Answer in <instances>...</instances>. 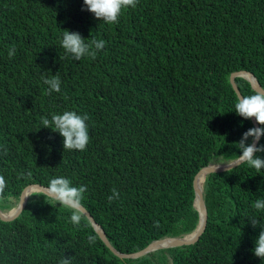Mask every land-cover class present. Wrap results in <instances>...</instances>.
Returning <instances> with one entry per match:
<instances>
[{
    "label": "trees",
    "instance_id": "16d2710c",
    "mask_svg": "<svg viewBox=\"0 0 264 264\" xmlns=\"http://www.w3.org/2000/svg\"><path fill=\"white\" fill-rule=\"evenodd\" d=\"M66 29L105 48L75 60L60 44ZM242 70L264 88V0H137L114 24L83 0H0V209L16 207L26 186L65 176L87 186L79 203L121 253L191 233L196 174L237 159L256 127L232 110L230 76ZM57 72L62 90L49 94L42 77ZM235 81L243 95L257 91ZM64 110L88 115L86 150L65 149L42 126ZM205 180L207 227L195 243L123 258L81 210L33 192L17 218H0V264H264L254 253L261 229L246 217L260 215L251 205L264 198V173L245 161ZM113 188L120 197L109 201Z\"/></svg>",
    "mask_w": 264,
    "mask_h": 264
},
{
    "label": "clouds",
    "instance_id": "9594fccd",
    "mask_svg": "<svg viewBox=\"0 0 264 264\" xmlns=\"http://www.w3.org/2000/svg\"><path fill=\"white\" fill-rule=\"evenodd\" d=\"M136 4L137 0H83V7L86 10L93 12L98 19L109 24L117 23L122 11L130 7L134 8ZM60 44L66 54L75 60H81L85 56H95L98 51L103 50L106 41L93 39L89 42L79 31L66 29L62 34ZM15 51L14 47H10L8 50L9 56H14ZM42 78L48 86L47 91L49 94L61 92L62 79L58 72L50 76L43 75ZM232 110H235L238 115L245 119L255 117L260 125L248 129L238 141L239 156L236 162L243 163L246 161L256 169L257 173H264V156L258 155V153L264 152V143H256V141L264 138V92L256 91L251 95H238L237 102ZM88 120L87 114L78 113L76 110H64L62 113H53L50 118L45 116L42 120V126L50 127L54 132H59L64 138L65 149L84 151L91 139ZM249 138L252 142H249ZM5 186V178L0 175V192L3 191ZM48 187L50 198L57 199L73 208H75L74 202H79L82 199L87 188L86 185L75 186L71 178L65 176L51 179ZM119 197V190L113 188L112 195L108 199L112 201L119 199ZM251 207L256 213H260V215L249 214L246 216L254 227L261 229L255 238L254 253L256 256L264 258V198H257ZM71 221L74 224H80L81 213L78 209L72 212ZM89 239L94 241L95 237ZM58 264H72V259L64 256Z\"/></svg>",
    "mask_w": 264,
    "mask_h": 264
},
{
    "label": "water",
    "instance_id": "95a60500",
    "mask_svg": "<svg viewBox=\"0 0 264 264\" xmlns=\"http://www.w3.org/2000/svg\"><path fill=\"white\" fill-rule=\"evenodd\" d=\"M237 76H242L249 80L253 86V88L257 91L264 92V88L258 81L257 77L250 71L242 70V71H236L233 72L230 76V81L231 84L236 92L237 95H243L235 81V78ZM252 120L255 124L256 127L260 126L258 122L256 121L255 117H252ZM259 140L256 141L258 144ZM237 159L228 162V163H223V164H218V163H211L207 166H204L199 170V172L196 174L195 179H194V187H195V206L199 211L200 214V219L197 227L195 228L194 231L191 233H188L184 236H172V237H165L161 239L154 240L151 242L147 247L144 249L133 252V253H121L114 248V246L111 244L109 241L107 234L103 227L97 223L94 219V217L91 215V213L79 202H74L75 207L81 210L94 224L96 230L98 231L99 235L103 239V241L107 244V246L114 251L116 254H118L120 257L123 258H138L143 255L148 254L149 252L161 249V248H167V247H178L182 245H188L197 242L201 235L204 233L207 227V219H208V212H207V206L205 202V196H204V185L202 187L199 186L198 180L201 176H207V174L212 173V172H219V171H225L228 169H231L233 167H236L237 165L241 164L239 162H236ZM236 162V163H235ZM231 164V165H230ZM206 179V178H205ZM33 192H43L48 195L49 192V187L43 186L41 184H30L26 186L20 196L19 203L16 207L12 208L9 211H4L0 209V218L3 220H13L17 218L23 209L26 206L27 200L29 196Z\"/></svg>",
    "mask_w": 264,
    "mask_h": 264
},
{
    "label": "bare ground",
    "instance_id": "6f19581e",
    "mask_svg": "<svg viewBox=\"0 0 264 264\" xmlns=\"http://www.w3.org/2000/svg\"><path fill=\"white\" fill-rule=\"evenodd\" d=\"M205 178H206L205 176H201L199 178L198 184H199L200 187H202L204 185V182L206 181Z\"/></svg>",
    "mask_w": 264,
    "mask_h": 264
}]
</instances>
